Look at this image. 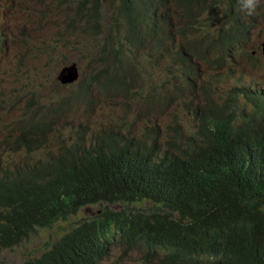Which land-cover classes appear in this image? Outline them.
Listing matches in <instances>:
<instances>
[{"label":"trees","instance_id":"trees-1","mask_svg":"<svg viewBox=\"0 0 264 264\" xmlns=\"http://www.w3.org/2000/svg\"><path fill=\"white\" fill-rule=\"evenodd\" d=\"M171 25L158 23L127 48L106 40L100 51L118 65L129 55L137 71L140 55L152 61L161 72V97L176 95L182 83L193 86L198 64L174 44L180 33ZM222 61L201 64L213 69ZM122 87L134 93L127 99L140 111V90ZM240 92L252 103L249 111L235 89L220 102L206 97L209 107L195 109L193 122L175 126V135L75 128L57 134L55 150L0 161V251L35 227L50 228L80 207L99 204V213L21 264H104L118 241L140 249L141 264H264V95ZM51 131L28 119L11 147L38 148ZM141 201L150 204L147 210L108 208Z\"/></svg>","mask_w":264,"mask_h":264},{"label":"rangeland","instance_id":"rangeland-1","mask_svg":"<svg viewBox=\"0 0 264 264\" xmlns=\"http://www.w3.org/2000/svg\"><path fill=\"white\" fill-rule=\"evenodd\" d=\"M229 8V0L219 1L212 16L214 27H222L228 23ZM251 27L246 45L248 51L255 50L259 40L264 38V0L251 21ZM0 39V161L24 154L36 157L39 152L34 150H54L57 134L67 135L75 128H104L133 136L141 135L148 128L161 137L175 135V126L183 129L193 122V107H201L204 102L195 85L194 88L185 87L179 97L168 96L162 100L159 95L156 98L148 97L144 99L142 109L136 112L133 108L134 99H127L133 93L120 89L98 91L92 80L95 63L89 53L76 44L80 35L77 32L69 33L65 29L64 16L55 8L53 0H5L0 17ZM254 55L256 59H241L233 69L201 68L197 73L203 76L205 88L220 95L233 86L251 84H256L264 94V61L260 60L258 53ZM138 60L140 67L146 65L143 56L140 55ZM65 61L78 64L80 82H89L88 94L75 99L72 97L73 86L57 89L53 75ZM123 61L121 58V64H115L114 74L123 69ZM101 66L107 71L110 69L109 55ZM149 69L154 78L157 65L152 64ZM126 82L128 87H133L138 83V78L128 74ZM148 84L149 78L144 73V93L149 88ZM127 102L130 103L129 107ZM40 103H44V108H39ZM48 103L50 104L47 105ZM244 108L249 110L250 103L245 104ZM33 111L38 116L37 119L47 121V126L52 130L47 141L38 148L30 149H15L8 145L17 132L18 120ZM66 138L70 140V137ZM149 205L147 201H141L128 206L112 204L108 208L144 210ZM102 207L99 204L87 205L65 220L57 221L50 228L35 229L19 244L1 250L0 264H20L26 258L37 256L47 243L82 219L99 213ZM141 257L140 249L118 241L111 247L103 263L141 264ZM158 259L159 257L154 262Z\"/></svg>","mask_w":264,"mask_h":264},{"label":"clouds","instance_id":"clouds-1","mask_svg":"<svg viewBox=\"0 0 264 264\" xmlns=\"http://www.w3.org/2000/svg\"><path fill=\"white\" fill-rule=\"evenodd\" d=\"M53 1L55 8L64 16L65 29L68 30L69 33L77 32L80 35V40L76 42V44L80 45L84 51L88 52L92 57V61L95 63L92 80L94 81L95 87L98 91L121 90L123 88L122 85H128V82H126L128 74L137 76L138 78V83L133 87H128L129 90L138 88L141 92L140 96L144 99L148 97L156 98L158 95L160 100L167 98L168 96L179 97L181 91L185 87L194 88L196 85V88H198L201 92L204 102L201 107L194 106L192 114L195 109L203 110L209 107L206 97L213 98L215 101L220 102L224 93L230 91L231 89H235V91L238 92L237 99L240 104H243V107L248 102L250 103V106H252V103L249 99H246V97L243 96L240 90L244 89L247 93L251 91L255 94L259 93L260 95H264L261 93V90L258 86H256V84L233 86L220 95L217 92L205 88L202 83L203 76H199L197 73L198 69L201 68L207 70H218L223 68L233 69L239 64V60L241 59H256L254 55L255 53H258L260 60L264 61V55L261 53L262 48L264 47V38L259 40L255 50L248 51L246 48L249 33L252 29L251 21L256 17L262 5V0H229L230 8L228 16L230 20L222 27H214V25H212V16L214 15L215 9L220 0ZM4 2L5 0H0V17L4 9ZM222 13L224 14L225 12L223 11ZM105 18L107 21H105ZM168 20L172 23L171 27L176 32L180 33L175 37L174 44L176 46L182 44V50L184 51V49H186L184 53H188L190 55L191 61L198 64V68L196 73H193L190 77V79L194 82L193 86L182 83V88L176 95L168 94L166 97H161L162 89H160L158 85L161 81V72L157 69L155 77H152L149 69V67L153 64L152 61L148 62L145 59L146 65L141 67V70L137 71L138 64L136 59H132L129 55H125L123 69L120 70L118 74H114L116 63L113 60L112 54L106 52L101 53L100 47L104 41L113 40L116 41L120 47L127 48L134 37L146 33L152 30L158 23H166ZM108 55L110 59V69L107 71L102 68L101 65L107 61ZM214 58H221L223 60L216 68L209 69L201 64V61L204 59ZM227 58H231L230 65L226 61ZM144 73L149 78V88L145 93L143 87ZM73 74H75L74 77L72 76ZM80 74V68L76 62L65 61L55 71L53 75V82L57 89H66L73 86L74 91L72 92V97L77 99L82 95L89 93V82H80ZM193 76L196 77L192 78ZM115 79H118L116 83H114ZM166 86L167 88H170L171 82L168 81ZM49 104L50 103L47 105ZM58 105L60 107L61 103ZM38 106L39 108H44V103H40ZM37 117L38 116L34 114V111L28 115H24L18 120L17 132L20 125L25 123L28 119H31L33 122L45 124L46 127L49 128L47 126V121L42 122L38 120ZM17 132L12 137V140L8 145L11 146L13 138L17 135ZM112 204L118 203H111L109 205ZM80 208H78V210ZM76 212L72 214H75ZM72 214H69L68 216ZM68 216H66V218ZM76 224L64 233L75 227ZM37 228L47 227H35L34 230ZM23 240L24 239L21 241ZM55 240L47 243L44 250L37 256L26 258L22 260L21 263L27 259L38 257L42 252L48 250L50 245Z\"/></svg>","mask_w":264,"mask_h":264},{"label":"water","instance_id":"water-1","mask_svg":"<svg viewBox=\"0 0 264 264\" xmlns=\"http://www.w3.org/2000/svg\"><path fill=\"white\" fill-rule=\"evenodd\" d=\"M263 51H264V47L262 48V52H261L264 55V52ZM72 76L74 77L75 74H73Z\"/></svg>","mask_w":264,"mask_h":264}]
</instances>
